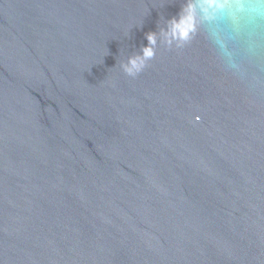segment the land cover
Wrapping results in <instances>:
<instances>
[{"label": "water", "instance_id": "1", "mask_svg": "<svg viewBox=\"0 0 264 264\" xmlns=\"http://www.w3.org/2000/svg\"><path fill=\"white\" fill-rule=\"evenodd\" d=\"M184 2L0 0V264H264V16L120 67Z\"/></svg>", "mask_w": 264, "mask_h": 264}, {"label": "clouds", "instance_id": "2", "mask_svg": "<svg viewBox=\"0 0 264 264\" xmlns=\"http://www.w3.org/2000/svg\"><path fill=\"white\" fill-rule=\"evenodd\" d=\"M216 12L228 13L232 8H248L258 16H264V0H211ZM209 0H185L177 16L168 19L158 32L146 34L148 41L139 53L130 55L121 61L123 72L135 78L147 66V62L156 55L159 45L181 47L190 41L202 21L215 19L208 11Z\"/></svg>", "mask_w": 264, "mask_h": 264}]
</instances>
